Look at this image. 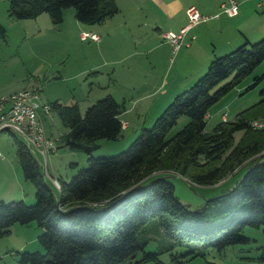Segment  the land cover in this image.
Segmentation results:
<instances>
[{"label": "trees", "instance_id": "1", "mask_svg": "<svg viewBox=\"0 0 264 264\" xmlns=\"http://www.w3.org/2000/svg\"><path fill=\"white\" fill-rule=\"evenodd\" d=\"M68 7L73 8L76 21L89 25L103 23L118 11L115 0H8L7 14L32 19L45 13L56 25ZM263 59L264 36L212 58L149 128H141L126 149L112 156L92 157L91 153L98 146L96 140L120 136L122 103L105 94L81 113L75 102H49V110L67 128L59 139L61 146L82 151L87 164L67 181L59 180L53 191L36 159L14 137L22 177L34 186V203L0 200V237L13 224L34 222L41 229L37 241L44 251H19L17 264H119L141 249L137 239L154 218L171 240L169 249L180 248L169 254V264L204 256L209 248L219 252L248 243L243 227L264 225V161L259 160L264 155V125L251 126L264 114V87L257 105L237 113L233 120H219L210 131L204 128L209 107ZM263 74L253 76L246 89ZM182 115L188 121L167 139L168 130ZM236 131L242 135L233 143ZM168 173L186 179L191 187L228 182L220 194L189 209L174 196ZM262 233L264 241V229ZM157 254L144 252L143 259L155 261Z\"/></svg>", "mask_w": 264, "mask_h": 264}, {"label": "rangeland", "instance_id": "2", "mask_svg": "<svg viewBox=\"0 0 264 264\" xmlns=\"http://www.w3.org/2000/svg\"><path fill=\"white\" fill-rule=\"evenodd\" d=\"M7 4L8 0H0V26L4 30L3 36L0 35V97L22 89L37 88L42 103L48 104L54 99H58L61 104L75 102L82 113L88 105L106 94L112 86L111 83L113 81L99 85L97 82L103 79L97 78L95 73L93 74L92 71L87 69V64L90 60L98 57V55H96L94 48L89 45L91 41L86 40L89 39L88 36L84 37L83 41L80 40L82 32L72 24V21H74L71 14L73 12L72 7L63 9L62 21L54 25L45 13H41L38 17L32 19L11 18L7 14ZM219 13H222L220 12V8ZM257 14L264 17L262 10H259ZM59 24V28H56ZM262 36L264 34L249 42H253ZM202 38L204 39V43H202L204 55L205 53L207 55L210 54L207 64L212 58L221 56L239 45L224 48L216 41L214 45H210V41L208 38H205V35ZM124 45L126 47H120L121 50H130L131 52L134 49L131 41ZM183 49L184 47L180 51ZM177 53L178 51L172 52L171 49L167 57H165V60H167L164 62V65L166 62L172 66L175 65L178 60ZM125 54L128 53L122 51L116 55L119 57ZM140 58H142V67L140 63V66L134 65V68L136 69L138 78L146 77V82L150 83L155 78L157 70L155 69L156 72L152 69L150 70V64L148 60H145L143 55ZM130 61H133V56L130 57ZM185 61L186 58L182 63V70L178 69L181 75L189 69L187 64L189 62ZM263 73L264 59L248 75L244 76L235 87L226 92L209 107L205 118L204 130L210 131L212 126L221 120V115L224 118L223 120L230 121L234 119L237 113L250 106L257 105L256 103L260 99L259 90L264 87ZM262 74L263 76L254 86L246 89L252 82L253 76ZM167 75H170V72ZM187 76L185 75V78L179 81L171 99L174 95L188 88L198 77L189 80ZM229 79L230 77H227L220 85ZM167 82H169L168 77ZM115 89H122V87L117 85ZM135 89L138 91L134 92L128 87L123 101H120L122 99L117 101L123 104L124 110L129 105L134 106L135 101L131 102L130 94L134 92L132 94L133 99L136 100L137 98L135 108L129 109L128 114L123 116V120H131L128 128L125 129L123 123H121V134L116 140H96L98 146L92 151V157L112 156L123 151L141 128H149L151 126L154 119L150 123H145L140 127L138 125L139 121H135V117L139 115L140 118H149V115L153 111L152 109L146 111L151 107L148 104V100H154L158 95L156 93L151 94L148 98L143 99L142 95H140L141 88L137 87ZM120 93L121 91L117 94ZM123 110L121 113H123ZM37 113L38 118L40 117L39 120L41 119L40 123L44 136L51 139L57 147L54 151L49 152L45 158L47 168L45 173L42 170V164H44L43 157L37 153L33 154V157L41 168L44 182L53 191H57L56 187L52 185L51 179H54L57 185L59 180L67 181L79 168L86 166L87 157L80 150H69L61 146L59 139L66 133L67 128L60 122L54 111L49 110L44 114L39 108ZM256 120L259 125L255 126V128L264 125V114L257 116ZM187 121L188 118L186 116H180L168 130L165 137L168 139L174 135ZM137 125L138 129H136ZM132 131H135V134L131 136ZM241 135L242 131L234 132L233 143H236ZM14 137L19 139V137L13 136L8 131H0V154L3 157L0 160V193L3 192L4 188H10L12 185L17 186L16 178L21 179L23 185H20V190L25 193V197L17 199H21L25 204L31 205L34 203V186L22 177L15 155ZM259 160L264 161V155ZM248 166L246 165L242 172ZM166 176L173 184L174 196L189 209L201 207L205 199L220 194L226 188V184L222 186L216 184L191 187L186 179L176 174L168 173ZM9 201L6 199L3 202ZM263 229L264 225H259L258 227L245 225L242 232L250 238L248 243L229 245L219 252L209 248L204 256H195L181 264H264ZM40 232L41 229L34 222L25 225L13 224L10 227L9 233L0 237V264H17V252L22 250H37L43 253V248L37 241V235ZM137 241L141 249L133 257L125 259L119 264H169V254L180 251L179 247L169 249L171 240L157 224L156 218L147 222ZM153 251L158 252L155 261L143 259L144 252Z\"/></svg>", "mask_w": 264, "mask_h": 264}, {"label": "crops", "instance_id": "3", "mask_svg": "<svg viewBox=\"0 0 264 264\" xmlns=\"http://www.w3.org/2000/svg\"><path fill=\"white\" fill-rule=\"evenodd\" d=\"M234 1L237 5V14L230 17L219 13L220 3L226 2V0H115L118 11L105 22L91 25L82 24L75 20L73 12H71L72 20H74L72 24L80 32L96 34L98 37L97 40H92L89 37L86 39L91 41L89 45L98 55L90 60L91 64L90 62L87 64V69L93 74L95 73L97 78L103 79L97 82L99 85L113 81L106 94H110L116 101L119 99L123 101L128 87L134 92L138 91L135 88L140 87V95L143 99L148 98L151 94L158 95L156 99L148 100L151 107L146 111L151 109L153 111L149 118H140L139 115L135 117V121H139L138 125L141 127L145 123H150L165 107L179 81L185 78V75H188L187 79L193 80L203 72L210 54L205 53L204 55L202 36L205 35V38H208L210 45H214L216 41L226 48L244 41H251L264 34V17L257 14L259 10L264 12V0ZM189 5L195 6L202 16L210 18L199 21L185 33L183 44L177 50V63L173 65L176 67L167 62L164 65L167 60L165 57L171 51V45L163 38V34L177 32L185 25L187 19L185 9ZM217 13L216 17H212ZM59 26L60 24L56 28ZM80 40L84 39L80 37ZM130 41L134 48L131 52L120 49V47H126L124 44ZM182 47L184 49L180 51ZM116 49L118 50L115 51ZM122 51L128 54L118 57L116 54ZM142 55L145 60H148L150 70L152 69L154 72H156L155 69L157 70L155 78L150 83L146 82V77L138 78L134 68V65L140 66V63L142 67V58H140ZM131 56H133V61H130ZM185 58V62H189L187 64L190 70H186L187 72L181 75L178 69L182 70L181 66ZM168 72L170 75H167ZM167 77L169 82H167ZM117 85H120L122 89H115ZM166 86L168 87L165 89ZM120 91L121 93L117 94ZM132 94L129 97L132 99V103L135 101V106L137 98L133 99ZM54 100L59 102L58 99ZM134 106L129 105L118 116L125 129L128 128L131 120L125 118L123 120V116L128 114L129 109L135 108ZM220 117L221 120L224 119L222 115ZM138 125L136 129H138ZM134 134L135 131H132L131 136ZM2 159L3 157H0V160ZM240 169L241 166L236 169V173ZM16 180L17 186L12 185L10 188H4L0 193V200H15L25 197V193L20 190V185H23L21 179L16 178ZM227 182L228 180L219 186L225 185Z\"/></svg>", "mask_w": 264, "mask_h": 264}, {"label": "built area", "instance_id": "4", "mask_svg": "<svg viewBox=\"0 0 264 264\" xmlns=\"http://www.w3.org/2000/svg\"><path fill=\"white\" fill-rule=\"evenodd\" d=\"M220 12L227 16H235L237 5L234 0H226L219 5ZM264 10V9H263ZM187 21L177 32H167L163 38L171 45L172 52H175L183 44L185 33L196 23L207 20L209 16H202L195 6L189 5L185 9ZM215 14L212 17H216ZM88 36L92 40H97L96 34L82 33L81 39ZM46 114L49 111L48 104L42 103L39 98L37 88L22 89L9 95L0 97V131H9L23 142L27 150L33 154H39L44 159L42 170L44 173L47 168L45 158L49 152L54 151L56 144L43 134V129L38 118L37 110ZM253 127L259 123L252 121ZM0 157L1 154H0ZM52 185L58 187L57 182L51 179Z\"/></svg>", "mask_w": 264, "mask_h": 264}]
</instances>
